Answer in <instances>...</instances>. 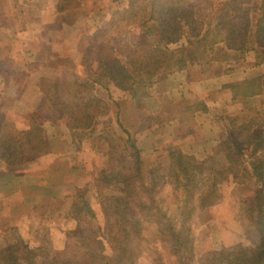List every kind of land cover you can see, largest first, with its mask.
I'll list each match as a JSON object with an SVG mask.
<instances>
[{"label": "trees", "instance_id": "1", "mask_svg": "<svg viewBox=\"0 0 264 264\" xmlns=\"http://www.w3.org/2000/svg\"><path fill=\"white\" fill-rule=\"evenodd\" d=\"M80 4L81 0H59L58 10ZM118 15L140 29L135 53L125 59H103L96 67L88 64L85 56V76H77L69 83L73 101L61 96L51 99L60 110L59 117L66 120V127L75 134L91 133L98 119L109 113V103L97 93L99 86L108 89L112 84L129 93L137 106L143 108L151 96L150 88L157 81L183 84L195 65H219L221 70L225 62H238L248 54L256 61V75L229 82L227 87L236 95L246 97L261 93L264 0H224L206 21L197 18L191 7L171 5L163 0H130L129 8ZM219 45L223 48L216 50ZM200 106L203 108L202 103ZM256 119L245 115L229 118L230 129H226L213 152L204 159L172 146L167 155L153 162L149 169L137 139L118 122L126 134V138L123 136L120 140H125L130 165L120 159V166L101 168L86 185L72 188L75 194H72L68 216L79 222L87 220L88 225L81 223L67 228V244L76 245L81 260L72 262L40 249L17 225H9L4 229L0 264H138L139 252L121 243L126 236H142L147 217L155 218L162 240L168 243L179 264H191L195 259L192 216L219 200V179L229 175L240 183L247 179L255 181V192L246 200V206L257 238L252 246L227 247L213 252L209 264H264V131L259 130ZM46 130V125L35 115L28 128L18 130L0 111V162L19 166L46 152L49 148ZM232 130L240 131L241 141L231 135ZM115 147L111 146L110 155ZM219 155H223L227 163L221 169L216 166ZM169 179L175 180L176 190L184 194L179 227L158 198ZM88 193L99 200L96 203L89 200ZM97 207L114 233L113 241L117 246L113 249L117 254L107 251L103 226L96 228L92 224L97 218Z\"/></svg>", "mask_w": 264, "mask_h": 264}, {"label": "crops", "instance_id": "2", "mask_svg": "<svg viewBox=\"0 0 264 264\" xmlns=\"http://www.w3.org/2000/svg\"><path fill=\"white\" fill-rule=\"evenodd\" d=\"M129 1L82 0L79 7L59 11V0H0V72L5 67L3 59L12 58L10 62L17 71L16 76L26 85L21 90L18 85L15 88L14 97L19 105L29 99L30 86L38 75L48 70L52 58H70L80 68L91 48L92 38L108 28L114 13L126 11ZM222 1L169 0L165 3L191 7L197 18L206 21ZM221 48L223 45L215 47L216 50ZM18 57H23L21 62H15L14 58ZM249 57L247 67L229 61L221 70L212 72L205 64L195 65L183 84L159 81L150 88L151 96L144 109L137 106L129 93L110 86L116 104L105 119L113 127L120 122L133 133L145 156L167 155L170 147L178 146L204 159L223 136L221 123L225 126L228 117L253 108L255 101L260 100L264 107V73L261 93L254 97L236 95L227 87L229 82L249 78L257 71L256 61L252 55ZM33 77L35 79L30 80ZM61 84L63 89L68 84L64 76ZM197 102L207 111L197 108L185 117L187 107ZM47 110L53 114L51 123L55 128L47 137L48 150L19 166L0 162V228L17 225L21 229L30 217L48 216L56 201L69 198L67 189L83 187L101 168L107 167L108 148L103 139L76 137L75 132L66 127V121L57 117L52 106ZM19 111L11 114L18 115ZM21 112L23 115L26 111ZM16 125L20 129L27 127V124Z\"/></svg>", "mask_w": 264, "mask_h": 264}, {"label": "rangeland", "instance_id": "3", "mask_svg": "<svg viewBox=\"0 0 264 264\" xmlns=\"http://www.w3.org/2000/svg\"><path fill=\"white\" fill-rule=\"evenodd\" d=\"M165 1H167V3L169 2V0H164V2ZM220 3H218V5ZM80 5L75 7H79ZM69 34H71V32H69ZM68 37L69 36H67V38ZM139 37L140 29L138 26L130 25L127 21L121 19L118 13H114L113 19L108 25V28L99 33L96 38H92L91 48L84 55L80 68L74 60L70 58H52L49 61L48 70L43 72V75H38L35 83L30 86L28 93L29 99L20 103V105L19 102L15 100L14 96L17 94L15 91H17V85L20 90L25 88L26 85L23 86L21 84V78L16 76L17 71L13 69V65L11 66L10 61L13 59L9 58V56L4 58L2 62L5 67H3L0 72V111L5 114L7 121L18 130L28 128L31 117L35 115L46 125L47 137L51 136L55 131V128L51 123L54 121V118L53 114L48 112L47 107L49 105L52 106L57 113V117H59L60 110L57 105H55L56 103L51 100L52 97L61 96L69 102L73 101L72 97L69 95V83L77 76H85L86 67L83 64L85 56L87 57L88 64L93 67L98 66L99 63L106 58L120 57L125 59L135 53ZM22 59L20 57L17 59L14 58L15 62H21ZM249 59H251L249 56L247 58L245 56L244 59L238 61L237 65L241 64L242 66L247 67L245 63L248 64L250 61ZM243 60L245 61L243 62ZM208 70L217 72L219 71V65L208 66ZM242 70L244 69L242 68ZM63 76L68 80V84L65 89H63V84H61V77ZM34 79L35 77L32 79L30 78L32 81ZM110 86L114 85L111 84ZM110 86L108 89H105L102 86H99L97 89V93L109 103V113L111 111V107L116 104L114 95L110 90ZM255 103L256 104L253 108L251 107L249 110L240 115H245L248 118L257 117L256 122L257 125L260 126L258 127L259 130L264 131V107L262 106V103H260V100L255 101ZM147 105L148 104L146 103L145 107L141 109L146 108ZM198 105L199 103L197 102L195 105L193 104L187 107V110L183 113V115L188 118L186 114ZM198 108H201V106L199 105ZM17 109L20 110L18 115H12L11 113H14V110ZM22 109H25L26 114H20L22 113ZM105 116L107 115L98 119L91 133H76V137H81L82 139L98 137L103 139L105 146L108 148V168L111 166H120V159H124L126 164L130 165L131 159L127 156L128 149L126 150L125 140H120V137L124 136V138H126V134L123 132L118 123H115V127L109 124V122L107 123ZM231 117L227 118L228 120L225 122V126L223 123L220 124L224 133L227 128L230 129L231 127L229 120ZM59 119L62 118L59 117ZM189 119H191V117H189ZM16 123L20 127L27 124V127L23 129L17 128ZM230 133H232L231 135L238 141L242 140L240 131L232 130ZM133 136L135 137V135ZM107 138H113V140H107ZM114 145L116 146L114 153L110 155V150H113L111 149V146ZM185 152L197 156L192 151L186 150ZM142 156H144L143 159L146 168L149 169L153 162L166 155L161 153L156 157L151 155L145 156L143 155L142 150ZM226 165L227 163L224 156H217V168L221 169ZM163 166L164 171H166V163L165 165L163 164ZM174 182L175 180L169 179L162 187L158 198L163 209L172 217L177 224V227H179L183 219L180 206L181 200L184 198V194L182 193V190H176ZM72 188L73 187L67 189L69 194L68 199H61L53 204L52 213H49L48 216H42L43 218L37 217V219H35L36 217H30L31 220L26 222L25 225L21 227V230L25 234V237L33 244L40 247V249L47 250L53 255L63 257L64 259L72 262H78L81 260V255L76 251V245L67 244L68 239L66 230L67 228L70 229L71 227H77L81 223L87 226L88 221L83 220L82 222H79L68 216V214L71 213L70 209L73 199L72 194H75ZM255 189L256 184L252 179H247L243 183L236 182L232 175L219 179V200L214 205L203 211H197L192 216L191 224L192 235L194 238L195 259L191 264H209L210 255L222 248H240L255 244L257 238L255 228L249 218L246 206V200L254 194ZM88 194V199L92 200L94 203L99 200L93 193ZM96 214L97 218L92 220V224L96 228L103 226L104 230L102 233L108 243L107 251L117 254V252L113 249L114 246H117L113 241L114 233L110 230L108 224H106V220L98 207L96 209ZM7 227L0 228V247H3L5 244L4 229ZM143 229L144 231L142 236L136 237L134 235H129L124 237V240L121 243L122 246L139 252L138 264H179L177 257L172 253L168 243L165 240H162V237L158 232V224L155 218H145Z\"/></svg>", "mask_w": 264, "mask_h": 264}]
</instances>
